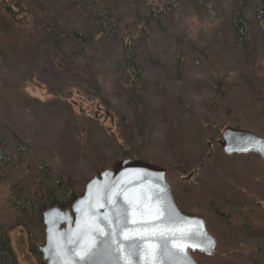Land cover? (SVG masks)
Listing matches in <instances>:
<instances>
[{
	"label": "rangeland",
	"instance_id": "1",
	"mask_svg": "<svg viewBox=\"0 0 264 264\" xmlns=\"http://www.w3.org/2000/svg\"><path fill=\"white\" fill-rule=\"evenodd\" d=\"M96 1L109 25L72 12L63 0L46 20L40 10L30 12L24 28L0 15L5 149H22L77 193L121 160L164 168L178 209L202 218L216 241L210 256L193 255L198 264H264V160L226 156L216 145L229 127L264 136V0H244L246 49L231 28L237 0ZM99 25L108 33L90 46L74 49L60 39L95 35ZM39 27L63 45L70 66H60L45 36L32 35ZM140 29L139 82L127 89L120 40ZM12 246L19 264L37 261L21 233L12 234Z\"/></svg>",
	"mask_w": 264,
	"mask_h": 264
},
{
	"label": "water",
	"instance_id": "2",
	"mask_svg": "<svg viewBox=\"0 0 264 264\" xmlns=\"http://www.w3.org/2000/svg\"><path fill=\"white\" fill-rule=\"evenodd\" d=\"M226 156L264 160V136L225 128L217 142ZM167 170L139 160L115 163L89 180L68 209L42 213L44 264H197L216 242L199 217L177 208Z\"/></svg>",
	"mask_w": 264,
	"mask_h": 264
},
{
	"label": "trees",
	"instance_id": "3",
	"mask_svg": "<svg viewBox=\"0 0 264 264\" xmlns=\"http://www.w3.org/2000/svg\"><path fill=\"white\" fill-rule=\"evenodd\" d=\"M63 1V5L68 6L70 10H73L72 12L80 14L89 20L94 17L95 23L102 20L109 25V15L106 8L96 0ZM54 3L61 5L60 0L50 1V3L47 0H1L0 15L11 24L24 28L30 25V12L40 10L39 16L46 20L48 16L55 13L56 9H52ZM150 5L151 11H156L153 9L156 7H153L152 4ZM243 5L244 0L236 1L231 28L235 43L246 49L249 31L242 12ZM167 8V6L164 7V9ZM260 10L264 13V6H261ZM162 11L160 10V12ZM260 16L261 11L258 12V17ZM56 31L58 30L56 29ZM140 31L141 29L138 32L134 30L133 33L128 34L126 42L120 40V82L127 89H130V85L134 84L136 86L139 82L134 50ZM144 32L142 30V33ZM60 33L58 32V36ZM107 33V29L99 25L95 35L69 32L64 36L61 33L60 39L67 40L72 45L74 44V49H76L78 45L81 47L90 46L95 41L96 36L104 37ZM32 35L35 38L45 36L49 44L56 50L55 54L59 58L60 66H70V62L66 63L65 61L68 57L65 55L66 51L63 45H59L57 38L51 37L47 29L39 27ZM140 41L139 39L138 42ZM58 46L62 47L58 48ZM74 56L76 55L73 52L72 58ZM69 58L71 61L72 58ZM123 152L127 154L126 150H123ZM13 153H8L3 145V140L0 138V264H19L12 246V234L14 232L21 233L25 237L27 252L40 262L41 256L37 248L43 244L44 240L42 213L49 207H57L62 210L68 209L82 192L73 191L70 184L64 179L54 177L47 166H40L33 161H29L28 156H24L22 149L16 148Z\"/></svg>",
	"mask_w": 264,
	"mask_h": 264
},
{
	"label": "flooded vegetation",
	"instance_id": "4",
	"mask_svg": "<svg viewBox=\"0 0 264 264\" xmlns=\"http://www.w3.org/2000/svg\"><path fill=\"white\" fill-rule=\"evenodd\" d=\"M216 145H217V141H216ZM175 203H176V202H175ZM177 207H178V206H177ZM179 210H180V209H179ZM180 212L183 213L181 210H180ZM183 214H185V213H183ZM185 215H186V214H185ZM193 258H194V257H193ZM32 261H33V264H40V262H38V261H35V262H34V260H32Z\"/></svg>",
	"mask_w": 264,
	"mask_h": 264
},
{
	"label": "bare ground",
	"instance_id": "5",
	"mask_svg": "<svg viewBox=\"0 0 264 264\" xmlns=\"http://www.w3.org/2000/svg\"><path fill=\"white\" fill-rule=\"evenodd\" d=\"M145 31V30H144ZM128 43V42H127ZM38 249V248H37ZM38 251V250H37ZM39 253V252H38Z\"/></svg>",
	"mask_w": 264,
	"mask_h": 264
}]
</instances>
